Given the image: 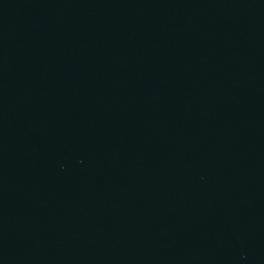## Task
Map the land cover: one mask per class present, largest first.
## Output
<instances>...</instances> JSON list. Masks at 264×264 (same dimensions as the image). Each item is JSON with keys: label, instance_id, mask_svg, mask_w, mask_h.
<instances>
[{"label": "water", "instance_id": "obj_1", "mask_svg": "<svg viewBox=\"0 0 264 264\" xmlns=\"http://www.w3.org/2000/svg\"><path fill=\"white\" fill-rule=\"evenodd\" d=\"M0 264H264V0H0Z\"/></svg>", "mask_w": 264, "mask_h": 264}]
</instances>
